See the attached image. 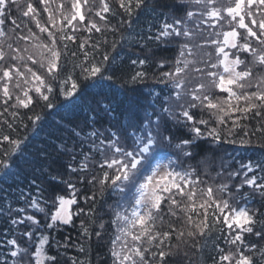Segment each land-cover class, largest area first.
Returning a JSON list of instances; mask_svg holds the SVG:
<instances>
[{
    "label": "snow or ice",
    "instance_id": "snow-or-ice-1",
    "mask_svg": "<svg viewBox=\"0 0 264 264\" xmlns=\"http://www.w3.org/2000/svg\"><path fill=\"white\" fill-rule=\"evenodd\" d=\"M61 96L85 114L29 154ZM22 174L0 264H93L106 197L109 264H264V0H0V183ZM76 219L77 242L44 234Z\"/></svg>",
    "mask_w": 264,
    "mask_h": 264
},
{
    "label": "trees",
    "instance_id": "trees-1",
    "mask_svg": "<svg viewBox=\"0 0 264 264\" xmlns=\"http://www.w3.org/2000/svg\"><path fill=\"white\" fill-rule=\"evenodd\" d=\"M15 14V13H14ZM148 17L145 16L141 20V24H144L147 21ZM111 38V37H109ZM151 82H149L150 84ZM115 92L120 97V99H124L123 96V90L121 88L120 82L115 84L113 86ZM138 89L143 92V95L147 96L150 89L146 86H138ZM158 90V89H157ZM90 92H96L97 89H90ZM145 104L149 103V101H143ZM57 108L51 110L50 114H45L41 124L36 128L35 132L33 133L31 130H29V139H30V145L28 148L29 154H34L38 149L47 148L50 152L52 151V148L54 147L55 143H59L57 137L61 136L63 133L61 131L57 130V121L60 119V115H56L57 112H59L61 115H67L68 113H71L75 115L76 117H80L84 115L85 113L82 111V102L76 101L75 104L72 103L71 100H65L63 96L57 98L56 100ZM227 148V152L230 155H225L224 150H221L219 152V157H223L224 160H226L229 163L230 168H239V162H246L247 157L255 155L256 158H259L260 153L259 151H256L253 153L252 150H242L238 146H225ZM235 148V151L233 149ZM53 156H55V153H52ZM70 160L69 156H63V157H57V166H62L65 163H67ZM77 160H79V157H77ZM195 163V161H193ZM63 170V169H61ZM31 177L27 176L26 174L20 175L18 180H12L9 179L7 183H0V204H4L5 201L12 203L13 207H24L25 203L24 201L20 200L17 201V197L19 196V191L17 190L22 189L27 193L29 191L28 185ZM240 179V178H237ZM11 185V187H9ZM63 187V186H61ZM63 194V193H61ZM33 195H36L34 191L33 186ZM46 196L51 195V191L45 194ZM107 199V203H104V201H99V205H102V209L98 213V216L96 218V225H93V228H96L101 220L105 222V229H104V236L103 239L97 244L95 242V238H93V244H92V253L94 257L93 264H109V261L107 259V253H108V242L114 232V226L110 225L108 221H110L111 217L108 214V205L113 203L112 199ZM75 209V206H73ZM28 214L35 215L38 219L41 220V224L44 223V213H40L36 211L35 209L28 208L27 209ZM15 215V213H13ZM75 227L73 226H64L60 231H52L47 230L44 232L45 235H51L54 236L57 241H64L66 237H70V242H77L78 238L80 236V229L79 224L80 220L76 219L74 221ZM87 223V220L85 221ZM8 229L7 224V217H0V247H2L3 242L6 241V239H11L14 236H16V231L12 230L5 235L6 230ZM23 230V229H21ZM40 235V232L37 231L35 233V238L38 243V237ZM24 241H21L23 243ZM60 251L63 253L64 249H60ZM96 253H99V257L96 258ZM52 254H56V249L53 247ZM2 255V253H0ZM78 255L76 248H68L67 250V256L73 257ZM60 259V264H64V258H58ZM208 264H211V261L208 260Z\"/></svg>",
    "mask_w": 264,
    "mask_h": 264
},
{
    "label": "rangeland",
    "instance_id": "rangeland-1",
    "mask_svg": "<svg viewBox=\"0 0 264 264\" xmlns=\"http://www.w3.org/2000/svg\"><path fill=\"white\" fill-rule=\"evenodd\" d=\"M226 161V160H225ZM227 162V161H226ZM24 243V242H23Z\"/></svg>",
    "mask_w": 264,
    "mask_h": 264
}]
</instances>
